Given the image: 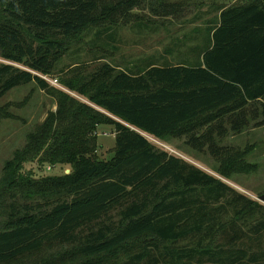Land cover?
Wrapping results in <instances>:
<instances>
[{
	"label": "trees",
	"instance_id": "obj_1",
	"mask_svg": "<svg viewBox=\"0 0 264 264\" xmlns=\"http://www.w3.org/2000/svg\"><path fill=\"white\" fill-rule=\"evenodd\" d=\"M145 3L0 0V99L34 83L58 104L4 164L0 264H264V203L155 141L208 152L227 178L249 169L223 140L264 126V0L220 7L189 62L78 65L68 90L44 77L87 29L115 31ZM101 124L115 128L109 160L95 154Z\"/></svg>",
	"mask_w": 264,
	"mask_h": 264
},
{
	"label": "rangeland",
	"instance_id": "obj_2",
	"mask_svg": "<svg viewBox=\"0 0 264 264\" xmlns=\"http://www.w3.org/2000/svg\"><path fill=\"white\" fill-rule=\"evenodd\" d=\"M241 1L146 0V5L135 8V19L117 26L115 31L104 32L97 27L87 29L69 45L58 63L56 74L44 77L55 87L68 90L60 79L69 69L78 65L94 66L109 62L130 68L128 65L132 63L142 64L154 59L172 63L189 62L206 42L208 31L219 16L218 9ZM166 2L177 4L179 12L169 16L157 15L152 8ZM72 94L87 101L74 92ZM57 106L56 98L34 83L14 88L0 99V178L6 160L25 144L28 132L42 123L51 111H56ZM95 134L96 156L100 160L113 158L114 126L101 124ZM155 141L256 200L264 193V126L250 127L237 134L231 132L223 140L224 144L238 150L242 161L251 165L248 170L232 172L230 178L213 171L219 165L208 152L194 151L182 139ZM29 170L42 176L62 175L69 173L71 168L62 164L53 166L30 162L25 165V171Z\"/></svg>",
	"mask_w": 264,
	"mask_h": 264
},
{
	"label": "water",
	"instance_id": "obj_3",
	"mask_svg": "<svg viewBox=\"0 0 264 264\" xmlns=\"http://www.w3.org/2000/svg\"><path fill=\"white\" fill-rule=\"evenodd\" d=\"M258 199L264 203V193L260 194Z\"/></svg>",
	"mask_w": 264,
	"mask_h": 264
},
{
	"label": "built area",
	"instance_id": "obj_4",
	"mask_svg": "<svg viewBox=\"0 0 264 264\" xmlns=\"http://www.w3.org/2000/svg\"><path fill=\"white\" fill-rule=\"evenodd\" d=\"M46 78V77H45ZM47 79V78H46ZM150 138H152V137H150Z\"/></svg>",
	"mask_w": 264,
	"mask_h": 264
}]
</instances>
